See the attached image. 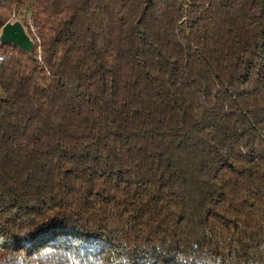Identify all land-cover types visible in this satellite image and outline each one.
Returning a JSON list of instances; mask_svg holds the SVG:
<instances>
[{"label":"trees","instance_id":"1","mask_svg":"<svg viewBox=\"0 0 264 264\" xmlns=\"http://www.w3.org/2000/svg\"><path fill=\"white\" fill-rule=\"evenodd\" d=\"M12 18L39 52L0 45V264H264V0Z\"/></svg>","mask_w":264,"mask_h":264},{"label":"water","instance_id":"2","mask_svg":"<svg viewBox=\"0 0 264 264\" xmlns=\"http://www.w3.org/2000/svg\"><path fill=\"white\" fill-rule=\"evenodd\" d=\"M0 45H11L26 54L35 50L34 42L19 21L8 22L0 29Z\"/></svg>","mask_w":264,"mask_h":264},{"label":"rangeland","instance_id":"3","mask_svg":"<svg viewBox=\"0 0 264 264\" xmlns=\"http://www.w3.org/2000/svg\"><path fill=\"white\" fill-rule=\"evenodd\" d=\"M21 14V13H20ZM17 18H12V20H10V22H14V21H19V20H16ZM31 22V21H30ZM22 24V23H21ZM31 26H32V31H33V33L34 34H31L32 33V31L30 30V27H28V26H25V25H23V27H24V29H25V31L27 32V34L28 35H30L32 38L34 37V35L37 37V39L39 40V38H38V35H37V28L33 25V23L31 22ZM36 45H37V47H36ZM35 45V50H34V52L36 51L37 53L39 52V47H38V44H36Z\"/></svg>","mask_w":264,"mask_h":264},{"label":"built area","instance_id":"4","mask_svg":"<svg viewBox=\"0 0 264 264\" xmlns=\"http://www.w3.org/2000/svg\"><path fill=\"white\" fill-rule=\"evenodd\" d=\"M27 26L30 27L31 31L33 30L30 21L28 22ZM31 34H34L33 31H32ZM29 37L32 39V41L34 42L35 45L39 44V40L37 39V37L35 35H34L33 38L30 35H29ZM2 61H3V57L0 55V62H2Z\"/></svg>","mask_w":264,"mask_h":264}]
</instances>
